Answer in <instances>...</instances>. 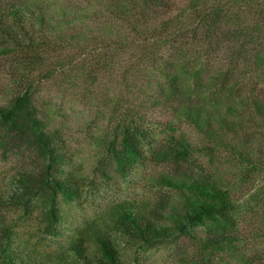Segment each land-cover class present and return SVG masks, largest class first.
<instances>
[{
  "label": "trees",
  "instance_id": "16d2710c",
  "mask_svg": "<svg viewBox=\"0 0 264 264\" xmlns=\"http://www.w3.org/2000/svg\"><path fill=\"white\" fill-rule=\"evenodd\" d=\"M90 1V9H53L0 0V63L18 77L0 105V152L29 162L13 177L9 207L36 214L55 235L61 206L81 199L84 177L54 116L39 102L40 79L86 53L108 64L127 45L135 67L152 79L146 83L156 93H148L147 104L175 121L149 120L144 107L131 106L97 142V169L112 167L126 178L148 163L169 167L157 181L166 193L152 202L114 203L85 221L66 264H144L151 250L180 240L196 249L193 264L223 256L233 264H264V0ZM96 7L108 15L98 39L89 24ZM227 45L229 66L205 78L206 59ZM241 65L246 75L237 71ZM0 232L7 233L0 242L6 248L11 228ZM0 264L19 263L0 257Z\"/></svg>",
  "mask_w": 264,
  "mask_h": 264
},
{
  "label": "rangeland",
  "instance_id": "374dc122",
  "mask_svg": "<svg viewBox=\"0 0 264 264\" xmlns=\"http://www.w3.org/2000/svg\"><path fill=\"white\" fill-rule=\"evenodd\" d=\"M13 1L39 8L50 6L53 9L65 6L90 9L88 5L91 3L90 0ZM101 8L93 9L98 15L96 14V19H90L92 22L89 20L90 29L94 30L93 36L97 39L101 36L100 27L108 21V15ZM98 44L99 42L96 45ZM89 46L87 47L90 48ZM172 48L174 46L169 47L167 52L174 51ZM191 48L199 51L196 46ZM127 51V45L121 46L118 54L109 59L108 64V60L93 61L86 53L66 69L65 66L54 67L56 73L52 77L40 79L39 102L49 109L56 126L62 130L72 155L73 166L84 177L83 195L76 204L61 206L63 220L55 235L51 234L35 218L36 214H22L11 205L9 207L7 196L14 190L13 177L29 162L23 155H2L0 152V228H11L7 236L10 244L6 248H0V257H9L19 264H66L70 261L65 256L69 253L71 239L85 221L103 215L114 203L127 200L152 202L166 193V189L159 186L157 181L161 174L170 172L169 167L148 163L126 178L120 177L112 167L97 169L101 155L97 142L111 135L114 120L124 117L125 111L131 106L137 109L138 106L144 107L141 111L149 120L175 121L172 114L160 106L147 104L151 100L148 93L153 96L156 93L153 94L146 83L152 82V79L147 78L141 65L135 67V60ZM231 58L232 52L228 45L222 52L208 56L204 63L205 78L208 79L209 75L220 69L225 70ZM96 63L106 65L99 68L95 66ZM138 68L142 70L139 74L136 70ZM237 71L241 75L247 73L242 65ZM17 78L12 66L0 63V105L5 104L15 91ZM152 87L156 89L155 86ZM177 125L195 139L196 136L186 125ZM162 136L160 134L159 138ZM6 234L0 232V242L5 241ZM195 251L186 240L167 243L151 250L144 264H193L192 254ZM61 255L65 258L59 259ZM231 259L223 256L221 261L215 260L208 264H233Z\"/></svg>",
  "mask_w": 264,
  "mask_h": 264
}]
</instances>
